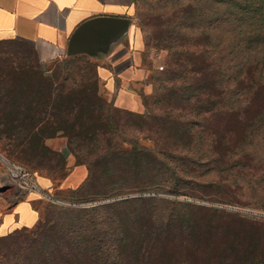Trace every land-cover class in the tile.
Returning a JSON list of instances; mask_svg holds the SVG:
<instances>
[{
  "label": "rangeland",
  "instance_id": "rangeland-1",
  "mask_svg": "<svg viewBox=\"0 0 264 264\" xmlns=\"http://www.w3.org/2000/svg\"><path fill=\"white\" fill-rule=\"evenodd\" d=\"M181 1L137 0L131 11V23L151 47L143 54L151 64H146L147 84L135 85L148 105L143 113L113 105L120 81L107 62L80 54L75 62L62 56L47 63L48 68L57 64L61 76L72 70L70 77L76 82L59 85L70 93L59 99L62 114L52 118L41 136L53 135L57 126L78 138L73 145L63 135L47 139L57 151L50 154L39 144L38 149L22 146L24 133L0 129L6 184H12V191L19 187L35 195L43 220L52 218L54 209L133 200L120 209V231L126 234L112 237L129 242L122 244L124 264H229L232 246L247 249V264H264V125L260 122L251 129L260 112L249 108L207 112L222 101L204 98L198 102L201 111L192 117L195 127L189 134L183 129L191 119L189 103L169 98L149 83L150 76L169 63L167 44L160 40L179 23L186 6ZM196 38L195 43H202L198 34ZM20 49L16 44L0 46V70L5 63L20 62L9 51ZM208 49L217 52L212 46ZM225 58L229 65L237 62ZM58 59L61 62L56 63ZM234 92L247 104V79ZM104 114H110L115 136L93 133L108 128ZM106 137L117 139V148L108 154L103 153ZM125 140L138 149L130 152ZM83 161L90 166L77 164ZM88 166L92 173L86 197L64 183L76 168L84 167L85 178L89 176ZM17 167L27 172L28 186L19 183L16 176L22 172ZM40 183L47 188H39ZM22 243L16 237L0 238V264L11 262L22 251Z\"/></svg>",
  "mask_w": 264,
  "mask_h": 264
},
{
  "label": "trees",
  "instance_id": "trees-1",
  "mask_svg": "<svg viewBox=\"0 0 264 264\" xmlns=\"http://www.w3.org/2000/svg\"><path fill=\"white\" fill-rule=\"evenodd\" d=\"M181 2L182 6H186L184 11L179 13V23L167 30L165 37L160 40L164 46L167 44L165 48L169 63L166 68L163 66V71L151 75L149 83L153 85L154 90H161L169 98L175 97L180 102L189 103L187 106H190L191 119L183 124L186 133L192 134L195 127L192 117L201 111L198 102L204 98L222 101L220 105H212L204 111L234 112L249 108L260 112L254 117L251 129L260 122L264 125V119H261L264 115V0ZM197 34L202 38V43H195ZM144 42L145 55V52H151V47L150 41L145 39ZM209 46L217 52L209 50ZM28 50L22 48L12 51L20 62L15 61L11 65L5 63L0 70V129L24 133L22 146H36L37 149L40 146L43 152L52 154L57 151L48 146L47 139L63 135L69 144L73 145L78 138L76 135H70L65 128L57 126L53 135L41 136L42 132L47 130L46 125L54 122L52 118L62 114L58 105L59 99L70 93V89H60L59 85L76 81L74 77H70L72 70L61 76L56 71L57 64L42 70L37 54ZM225 55L237 62L229 65ZM79 56H71L69 61L75 62V58ZM143 61L145 64L149 63L145 57ZM59 62L61 61L58 59L56 63ZM245 79L247 104L244 105L239 97H235L238 92L234 91ZM25 80L29 83L25 84ZM25 92L27 94H24ZM140 96L145 108H148L145 97L142 94ZM55 101L57 105H54ZM113 105L115 106L114 103ZM101 118L108 123V128L97 129L93 133L107 136L108 133L116 132L115 129L111 130L114 127L111 125L110 114H104ZM115 140V137L108 139L104 154L117 148ZM124 142L129 144L127 149L130 152L138 149V145L131 141ZM77 164L90 166L87 161ZM89 166V176L78 187L70 189L86 197L89 195L91 181ZM132 202L133 200H114L96 205L54 209L51 210L53 217L45 220L40 214L34 227L24 226L0 236L1 239L16 237L23 242L22 251L16 253L13 260L7 264H124L122 244L129 242L126 239L123 242V239L114 238L118 233L126 234L120 231L123 226L120 209ZM38 205L36 204V209L39 211ZM229 251V264H247L246 248L239 250L238 247L232 246Z\"/></svg>",
  "mask_w": 264,
  "mask_h": 264
},
{
  "label": "crops",
  "instance_id": "crops-1",
  "mask_svg": "<svg viewBox=\"0 0 264 264\" xmlns=\"http://www.w3.org/2000/svg\"><path fill=\"white\" fill-rule=\"evenodd\" d=\"M136 2L137 0H0V46L16 44L21 49L34 51L44 70L54 58L76 56L68 54L69 41L76 29L86 21L95 17L126 19L125 27L104 34L96 44L80 54L107 62L117 74L120 86L113 98L115 106L143 113L146 108L135 85L147 84L149 68L143 61L144 37L130 20ZM24 83L29 82L25 80ZM2 158L0 154V236L24 226H33L40 218L35 195L23 193L19 187L12 191V184H6L7 173ZM84 179L85 169L80 167L73 170L64 184L75 188ZM38 187L45 189L47 184L40 183Z\"/></svg>",
  "mask_w": 264,
  "mask_h": 264
},
{
  "label": "water",
  "instance_id": "water-1",
  "mask_svg": "<svg viewBox=\"0 0 264 264\" xmlns=\"http://www.w3.org/2000/svg\"><path fill=\"white\" fill-rule=\"evenodd\" d=\"M127 25V20L115 17H95L80 25L71 36L69 55H77L96 44L101 36Z\"/></svg>",
  "mask_w": 264,
  "mask_h": 264
},
{
  "label": "built area",
  "instance_id": "built-area-1",
  "mask_svg": "<svg viewBox=\"0 0 264 264\" xmlns=\"http://www.w3.org/2000/svg\"><path fill=\"white\" fill-rule=\"evenodd\" d=\"M161 69L163 68V66H161L160 67ZM19 170H21V175H17L16 177L18 178V180H19V183H23V184H25V185H27L28 186V182H26L25 180L26 179H28V174H27V172L24 170V169H22L21 167H17Z\"/></svg>",
  "mask_w": 264,
  "mask_h": 264
}]
</instances>
